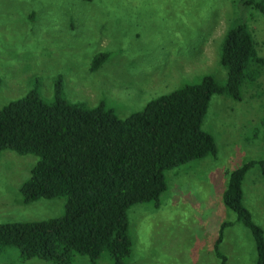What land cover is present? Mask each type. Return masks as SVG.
Returning a JSON list of instances; mask_svg holds the SVG:
<instances>
[{
    "label": "rangeland",
    "instance_id": "374dc122",
    "mask_svg": "<svg viewBox=\"0 0 264 264\" xmlns=\"http://www.w3.org/2000/svg\"><path fill=\"white\" fill-rule=\"evenodd\" d=\"M238 15L249 22L264 60V15L241 9L237 0H0V106L37 85L49 102L57 75L69 101L89 107L101 101L120 118L203 75L222 84L219 48ZM99 52L107 58L91 71ZM202 129L212 137L215 155L165 171L166 189L157 203L127 209V264H220L212 246L222 223H228L218 245L223 264L255 263L251 233L222 204L221 192L228 171L264 159V64L257 80L241 88L239 101L211 96ZM35 160L0 151V223L63 212V197L20 202L18 187ZM241 190L242 204L264 237V178L255 164ZM13 253L0 254V264H49L18 262ZM72 264L87 261L78 256ZM96 264L111 262L100 257Z\"/></svg>",
    "mask_w": 264,
    "mask_h": 264
},
{
    "label": "trees",
    "instance_id": "16d2710c",
    "mask_svg": "<svg viewBox=\"0 0 264 264\" xmlns=\"http://www.w3.org/2000/svg\"><path fill=\"white\" fill-rule=\"evenodd\" d=\"M237 6L264 15V0H237ZM106 58L105 52L96 53L89 69L96 70ZM218 63L225 70L222 84L203 75L123 118L101 101L92 107L69 101L59 75L52 82L49 102L35 82L36 87L1 105L0 151L36 157L18 187L20 202L63 197L64 204L57 217L0 223V254L14 252L18 262L72 264L83 256L87 264H96L100 257L127 264L132 246L127 209L136 203L156 204L166 189L165 171L214 156V141L202 129L211 96L239 101L241 88L260 76L264 60L241 15L223 33ZM254 164L264 178V159L241 164L227 172L221 201L250 231L254 264H264L263 230L242 204L241 182ZM226 224L220 225L212 246L220 264L225 258L218 245Z\"/></svg>",
    "mask_w": 264,
    "mask_h": 264
},
{
    "label": "crops",
    "instance_id": "0c3cea01",
    "mask_svg": "<svg viewBox=\"0 0 264 264\" xmlns=\"http://www.w3.org/2000/svg\"><path fill=\"white\" fill-rule=\"evenodd\" d=\"M223 190H224V189H223ZM223 190H222V191H223ZM221 194H222V192H221Z\"/></svg>",
    "mask_w": 264,
    "mask_h": 264
}]
</instances>
